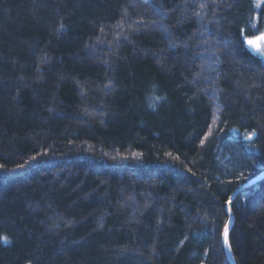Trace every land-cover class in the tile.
I'll return each instance as SVG.
<instances>
[{"label":"trees","instance_id":"16d2710c","mask_svg":"<svg viewBox=\"0 0 264 264\" xmlns=\"http://www.w3.org/2000/svg\"><path fill=\"white\" fill-rule=\"evenodd\" d=\"M258 35L264 0H0V264H229ZM230 208L236 263L264 264V178Z\"/></svg>","mask_w":264,"mask_h":264},{"label":"water","instance_id":"95a60500","mask_svg":"<svg viewBox=\"0 0 264 264\" xmlns=\"http://www.w3.org/2000/svg\"><path fill=\"white\" fill-rule=\"evenodd\" d=\"M262 36L261 35H258V36H255V37H251V38H247L245 39V45L246 47L251 51V52H257L260 48V40H261ZM249 41H251L252 43H249ZM264 178V170L259 172L256 176H254L253 178H251L247 183L243 184L242 186H240L237 190H235L229 201L227 202L226 204V213H227V216H228V219H227V222L224 226V229H223V233H222V243H223V249H224V253H225V256H226V259H227V262L229 264H237L234 257H233V254H232V251H231V248H230V245H229V240H228V235H229V231H230V227L232 225V222H233V214H232V211H231V208H230V205H231V201L234 197V195L240 191L243 187L255 182V181H258L260 179ZM227 229V242H225V230Z\"/></svg>","mask_w":264,"mask_h":264},{"label":"rangeland","instance_id":"374dc122","mask_svg":"<svg viewBox=\"0 0 264 264\" xmlns=\"http://www.w3.org/2000/svg\"><path fill=\"white\" fill-rule=\"evenodd\" d=\"M259 44H260V48H259L258 54L260 56H264V40L261 41Z\"/></svg>","mask_w":264,"mask_h":264},{"label":"snow or ice","instance_id":"6c2138e0","mask_svg":"<svg viewBox=\"0 0 264 264\" xmlns=\"http://www.w3.org/2000/svg\"><path fill=\"white\" fill-rule=\"evenodd\" d=\"M249 43H252L251 41H249ZM6 240V238H5ZM225 242H227V229L225 230Z\"/></svg>","mask_w":264,"mask_h":264}]
</instances>
